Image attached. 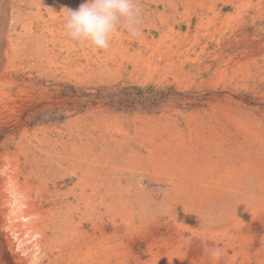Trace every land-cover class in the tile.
I'll return each instance as SVG.
<instances>
[{"label": "bare ground", "instance_id": "6f19581e", "mask_svg": "<svg viewBox=\"0 0 264 264\" xmlns=\"http://www.w3.org/2000/svg\"><path fill=\"white\" fill-rule=\"evenodd\" d=\"M216 1L139 0L148 34L161 35L136 39L123 37L119 29L110 47L127 55L131 69L153 68L161 55L170 66L174 56L190 50L187 32L175 30L179 23L172 15L185 7L201 24H212L207 15ZM84 2L34 0L35 11L22 17L23 31L33 36L34 27L40 34L45 29L66 37L67 8ZM232 2L220 3L226 8ZM190 19L184 20L187 29ZM216 32L201 37L211 39ZM223 41L210 51L202 43L192 51L197 60L205 55L223 71L229 67L228 83H210L209 110L185 112L179 121L136 116L131 122L137 140L123 119L108 116L70 119L56 137L17 130L15 141L12 133L0 132L5 135L0 141L2 264H218L205 252V241L223 250L224 264H264V27ZM152 44L154 53L145 55ZM177 69L178 76L184 67ZM12 80L5 71L0 74L1 83ZM127 148L129 155H122ZM121 168L141 171L129 182ZM134 225L136 231L125 237Z\"/></svg>", "mask_w": 264, "mask_h": 264}, {"label": "rangeland", "instance_id": "374dc122", "mask_svg": "<svg viewBox=\"0 0 264 264\" xmlns=\"http://www.w3.org/2000/svg\"><path fill=\"white\" fill-rule=\"evenodd\" d=\"M29 1L32 2L34 0ZM29 1L0 0V74L5 71L6 77L11 80L13 79L12 82H0V132L12 133L10 135L13 139L10 140L15 141L17 140V130H24L25 135H30L32 132H36L37 135H40L39 132L42 130L43 132H47L49 136L56 137L57 133L55 132L57 130H63L64 125L70 119L84 118L85 120H94V118H100L102 116H108L110 118L119 117L123 119L124 127L128 129L130 136L135 137L137 140L139 138L135 135L131 122L136 116L141 118H152L157 121H160V119L163 120L165 119L164 117L167 118L169 116L168 118L172 120L175 118L174 120L179 121L183 118L185 112H202L204 110H209L207 99H209V95H211L209 91L210 83L218 87L228 83L229 67L223 66L224 70H226L223 71L221 66L212 63L205 55H202V57L197 60L195 54L192 52L193 49L195 48L197 49L196 51H198L199 47L203 44L206 45L207 49L210 51L216 43L221 42V40L225 42V39H232L235 34L241 31L245 30L251 33V31L256 28L264 27V2H258V0H229L233 2L226 8L220 3L221 0H217V8L207 15L208 18H211L212 24L209 22L201 24L202 22L200 23L199 20H195L190 10L185 7H178L176 13L172 15L175 19L178 18L176 21L179 24L175 25V30L179 29L182 33L187 32L185 48L188 50L190 49L189 53H183L184 57L183 55L174 56L172 60L173 65L171 64L170 66L164 64L165 57L161 55L159 59H157V63L159 62L160 64L158 63V65H155V67L153 66V68L142 67L140 65L139 69H131L130 63L127 62V55H121L114 47H110V50H96L83 43H79L78 45L77 42L71 41L67 36L64 37L57 32H54V34L53 32L42 29L41 35L37 33L40 30L34 27L31 28L34 31L33 36L29 33L28 35L26 31H23L21 21L23 20V16H28L29 13L33 12L32 10L35 11L34 7L30 6ZM238 2L241 3V7L239 6L240 8L237 7L239 5ZM156 15L152 17L155 19L151 20L155 21L157 18ZM189 18H191L189 20L190 29H187L184 20ZM207 24L208 26H206ZM141 26L142 34H144L147 39H156L161 35V31L148 34L145 25L141 23ZM214 29L218 31L214 38L207 39L204 38V36L201 37V35L206 34L207 31L211 33ZM119 33L123 34V37L129 36L123 29ZM28 36H32L34 41L33 44L28 45ZM196 37H199L200 41L198 40V42H196ZM216 38L217 40L220 39L219 42H216ZM202 39L205 40L203 41ZM40 41L43 42L40 43ZM154 45L156 46V44H152L150 48L144 52L145 55L154 53L152 48V46L155 47ZM72 47L74 49H71ZM174 47L176 48V46ZM181 50H184V48L181 47ZM50 53H53V55ZM65 54L69 55L70 60L65 59ZM75 54L80 56L76 60L73 59ZM107 54L112 56L108 57ZM107 57L109 59H107ZM178 60H181L180 63ZM209 64L211 65L209 67V72L201 74L203 67ZM180 65H183L184 72H180L177 76V67L179 68ZM214 70L218 72L216 73ZM147 71L149 78L146 76ZM139 72H141V74ZM175 77L177 79H175ZM195 82L199 83L196 84ZM92 117L94 118L92 119ZM4 137V134H0V141ZM9 147L18 150V147L14 146L12 143H10ZM135 151L141 154L146 153L145 150L140 147H135ZM123 152L122 155H129L131 148H127L123 150ZM123 162L124 161H122V163ZM121 170L125 179L129 182L137 180V175H139L141 171L139 169L132 171L126 168H121ZM127 174H129V176ZM136 226L137 225L131 226V228L128 226L125 237L128 234L130 236V234L133 233L132 230L135 232ZM130 231L131 233H129ZM1 240L2 238L0 236V264L3 263L2 261L5 258L1 248ZM122 256L123 252H121V257ZM223 258L224 257L221 256L216 260L217 263L224 264L225 258Z\"/></svg>", "mask_w": 264, "mask_h": 264}, {"label": "clouds", "instance_id": "9594fccd", "mask_svg": "<svg viewBox=\"0 0 264 264\" xmlns=\"http://www.w3.org/2000/svg\"><path fill=\"white\" fill-rule=\"evenodd\" d=\"M142 15L139 0H85L75 10L67 8L63 29L72 41L108 50L119 29L132 38L141 37ZM204 250L214 260L223 255L220 247H209L206 241Z\"/></svg>", "mask_w": 264, "mask_h": 264}]
</instances>
